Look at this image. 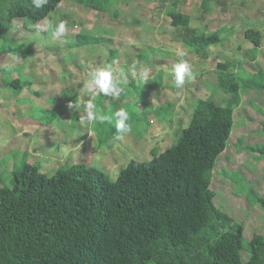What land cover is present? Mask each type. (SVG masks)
<instances>
[{
    "label": "rangeland",
    "instance_id": "1",
    "mask_svg": "<svg viewBox=\"0 0 264 264\" xmlns=\"http://www.w3.org/2000/svg\"><path fill=\"white\" fill-rule=\"evenodd\" d=\"M204 2L110 0L100 13L80 0H63L38 24L16 19L0 40V188H11L13 173L25 164L39 166L48 178L86 164L116 181L130 162H149L173 147L199 100L225 105L217 70L229 63L243 79L242 101L211 188L216 207L244 227L241 257L247 262L252 237L264 235V211L255 201L264 196V154L255 150L264 149V89L244 88L250 78L264 85V0H209L208 10ZM171 10L189 16L199 33L222 32L221 42L206 56L196 54L171 25ZM61 21L66 30L54 35ZM248 29L261 34L258 50L245 39ZM78 35L89 44L75 45ZM180 63L189 72L177 87ZM100 69L112 73L107 93L92 77ZM13 76L27 84L21 92L7 85ZM122 110L131 129L116 139Z\"/></svg>",
    "mask_w": 264,
    "mask_h": 264
},
{
    "label": "trees",
    "instance_id": "2",
    "mask_svg": "<svg viewBox=\"0 0 264 264\" xmlns=\"http://www.w3.org/2000/svg\"><path fill=\"white\" fill-rule=\"evenodd\" d=\"M62 2L41 0L37 8L33 0H0V40L16 19L38 24ZM80 2L104 13L110 0L101 6ZM167 14L196 54L206 56L221 42L222 32L199 33L189 16ZM244 36L258 50L259 31L248 29ZM81 37L75 45L89 44ZM231 68L225 63L217 70V85L228 95L224 106L199 100L173 147L149 162H130L114 182L86 164L59 169L51 178L29 164L13 173V186L0 188V264H264V235L252 237L243 262L244 227L216 207L211 188L242 101L243 79ZM7 85L16 92L27 87L19 77ZM254 87L264 89L246 80L244 88ZM255 201L264 211V196Z\"/></svg>",
    "mask_w": 264,
    "mask_h": 264
},
{
    "label": "clouds",
    "instance_id": "3",
    "mask_svg": "<svg viewBox=\"0 0 264 264\" xmlns=\"http://www.w3.org/2000/svg\"><path fill=\"white\" fill-rule=\"evenodd\" d=\"M43 3H47V0H42ZM33 3L37 8L41 7V0H33ZM65 23L61 21L58 26H56L54 35H61L65 32ZM189 72V65L187 63H180L175 67V73H176V85L177 87L184 84V77L185 74ZM92 77L94 78V83L99 86L100 90L102 92H109L113 86L112 82V73L108 69H100L97 70L92 74ZM87 109L89 110V116H93L92 109L94 108V105L92 103L87 104ZM118 115L121 117L119 121H117L115 127L117 131L116 139H121L122 137L119 135L120 133H124L127 131H130L131 125L126 123L128 121L129 117L126 114L125 111H121L118 113ZM101 120L104 118L101 117Z\"/></svg>",
    "mask_w": 264,
    "mask_h": 264
},
{
    "label": "crops",
    "instance_id": "4",
    "mask_svg": "<svg viewBox=\"0 0 264 264\" xmlns=\"http://www.w3.org/2000/svg\"><path fill=\"white\" fill-rule=\"evenodd\" d=\"M13 77H14V79L17 78L16 76H13ZM43 84H44V83H43ZM44 85H46V84H44ZM50 88H51V89H49V88H48V89H49V90H53V89H52L53 87H50Z\"/></svg>",
    "mask_w": 264,
    "mask_h": 264
}]
</instances>
